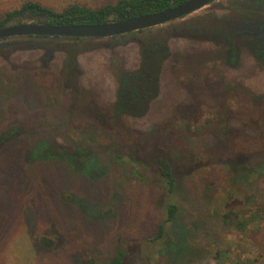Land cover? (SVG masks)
<instances>
[{"label": "rangeland", "instance_id": "1", "mask_svg": "<svg viewBox=\"0 0 264 264\" xmlns=\"http://www.w3.org/2000/svg\"><path fill=\"white\" fill-rule=\"evenodd\" d=\"M27 1L61 12L119 0H0V22ZM93 40L79 44L86 46L79 61L90 71L82 79L85 89H62L61 52L45 68L39 40L36 48L23 38L0 42V56L10 60L0 61V142L14 126L10 121L18 128L15 139L0 143V264H110L119 249L126 252L124 264H216L221 249H230L231 262L264 264V218L248 220L244 231L235 228L237 213L249 219L264 212V75L252 77L247 60L237 72L241 87L234 88V72L207 68L202 56L190 55L201 74L220 81L209 85L220 89L193 96L185 72L180 84L168 69L150 109L116 121L111 60L127 65L137 47ZM170 45L208 50L193 40ZM91 72L101 86L88 82ZM41 145L67 156L89 148L97 167L84 174L61 159L50 161ZM160 156L173 167L172 196L163 189ZM169 201L179 213L157 240ZM231 211L237 218L230 223L225 215Z\"/></svg>", "mask_w": 264, "mask_h": 264}, {"label": "flooded vegetation", "instance_id": "2", "mask_svg": "<svg viewBox=\"0 0 264 264\" xmlns=\"http://www.w3.org/2000/svg\"><path fill=\"white\" fill-rule=\"evenodd\" d=\"M214 9H223L225 13L218 16L215 12L211 11ZM201 10H204L203 12L206 14L200 12ZM22 22L34 21L23 20L20 23ZM34 23L53 25L37 21ZM15 24H8L7 26ZM88 39L93 38L31 36L24 38L23 40L27 41L29 48L37 47L35 46L36 40L45 44V46L41 45V49L44 53L40 58L43 62L42 66H45V68H49L50 63L55 60V51H59L65 56L62 64L59 65L57 75L58 80L61 82L62 89H85L81 86L82 79L84 76L89 74L90 71L86 70L83 63H80L79 61V52L86 49V46H83L84 48H82L79 44ZM176 39L187 41L193 40L199 44H204V46H206L205 48L208 50L204 51L201 50L202 48L200 49L198 47H195L196 49L193 50H186L184 47L174 49L171 47L170 41ZM6 40H1L0 42ZM50 40L56 43L52 44ZM98 41L104 42L102 46L110 48L128 44H133L137 47L136 53L133 52L127 54V65L120 64L116 61L113 62V60H111L112 63L110 72V78L113 80L116 89L115 100L111 107V115L113 119L116 121H121L124 117L135 119L142 117L144 114L141 115L136 113L135 115H131L124 113L116 115L115 105L117 101V89H120L125 83V78L127 76L135 73L138 79L132 80L127 89H143L142 83L150 76L145 73L146 65L156 68L155 74L157 73L158 80L156 95L149 100L147 104V111L161 95L163 75L168 69L169 72L172 73V77L177 78L180 84L183 83V81L182 83L179 81L180 74L185 72L184 76H186V80L188 79L191 88L194 89L193 96L196 94L206 95L209 93V89H220L219 86L215 87L209 85L210 82L213 84L219 82L220 85V81L212 79L209 80L205 75L201 74L200 71L196 69L199 62H192V56L188 58L190 55H194L195 57L202 56L205 59L204 66H207V68L211 67L212 69L215 68L217 70L216 67L220 65L228 69L229 72H234L235 74H233L237 77V79L234 84H230V86H234V88L241 87L240 74L237 75V72L240 73L242 71L244 63L247 60H249L252 65L250 70L252 77L264 75V0H217L206 5L199 11L178 20L145 30L93 40V42ZM4 48L5 46H3L0 50H3ZM146 48L155 50L153 59H147V57L144 58L142 52L145 51ZM69 51H77L74 63L69 60ZM0 61L3 63H10L9 58H5L3 56H0ZM13 66L15 67V64ZM27 67L30 68L29 66ZM14 69L13 71H15ZM48 72L50 71L48 70ZM91 74H93V77L89 78L88 82H91L95 86H101L102 80L95 79V73L91 72ZM140 75H145L144 79H140ZM204 85H206V87ZM223 87H225V85H223ZM227 89L231 88L227 86ZM191 100H194V98H191ZM203 105L204 104L199 103L198 105L191 106H196L194 107L195 110L201 109ZM10 122L12 123L9 124H14V126L9 128V130L1 137L0 143L10 140L12 141L17 137V123L15 120Z\"/></svg>", "mask_w": 264, "mask_h": 264}, {"label": "trees", "instance_id": "3", "mask_svg": "<svg viewBox=\"0 0 264 264\" xmlns=\"http://www.w3.org/2000/svg\"><path fill=\"white\" fill-rule=\"evenodd\" d=\"M185 1L187 0H119L115 4H108L99 9L74 4L63 9L61 12H56L37 2L27 1L22 4L20 9L7 13L4 20L0 22V27H5L8 24L20 23L23 20L45 22L53 25L103 24L110 21L126 20L141 15L161 12L170 7L182 4ZM142 54L144 58L147 57V59H153L155 50L146 48ZM76 55L77 51H69V60L72 61V63H74ZM145 67V73L150 76L142 83L143 89H127L132 80L138 79L136 73L127 76L125 78V83L120 89H117V101L115 105L116 115L124 113L131 115L137 113L143 115L147 111L149 100L156 95L158 80L157 73L155 74L156 68L150 65H146ZM144 76L145 75H140L139 78L144 79ZM39 147L48 151V160L54 161L61 159L74 170L79 168L84 174L92 172L94 167H97L98 159L95 157L94 152L89 148L79 146L72 155L67 156L63 152L50 150L44 145ZM117 158L120 159V157ZM57 163L58 162H52L53 165ZM158 166L163 189L168 196H172L175 192L176 186L173 167L163 156L158 158ZM178 213L179 206L175 202L169 201L166 206V219L159 226L157 240L164 237L167 224L173 222ZM235 214L236 213L233 211L229 212L225 215V220L229 219L230 223L231 221L233 222V218H237ZM237 215L239 222H237L235 228L240 231L245 230L250 220L253 222H261L264 218V212L261 210H257L255 213L251 214L249 219L243 217L244 213H237ZM229 250L230 249H221L217 252L214 257L216 264H252L253 261H243L242 259L231 262ZM125 258V250L119 249L110 264H124Z\"/></svg>", "mask_w": 264, "mask_h": 264}, {"label": "water", "instance_id": "4", "mask_svg": "<svg viewBox=\"0 0 264 264\" xmlns=\"http://www.w3.org/2000/svg\"><path fill=\"white\" fill-rule=\"evenodd\" d=\"M215 1L217 0H187L182 4L162 12L141 15L123 21L104 24H73L58 26L47 25L44 23L22 22L11 26L0 27V41L11 38L24 39L31 36L104 39L111 36H119L151 27H157L178 20L199 11L206 5ZM17 43L14 44L17 45ZM3 46V44L0 45V49Z\"/></svg>", "mask_w": 264, "mask_h": 264}]
</instances>
